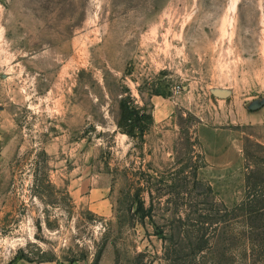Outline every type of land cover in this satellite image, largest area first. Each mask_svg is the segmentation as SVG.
I'll return each instance as SVG.
<instances>
[{
    "label": "rangeland",
    "instance_id": "1",
    "mask_svg": "<svg viewBox=\"0 0 264 264\" xmlns=\"http://www.w3.org/2000/svg\"><path fill=\"white\" fill-rule=\"evenodd\" d=\"M261 104L264 0H0V264H264Z\"/></svg>",
    "mask_w": 264,
    "mask_h": 264
},
{
    "label": "crops",
    "instance_id": "2",
    "mask_svg": "<svg viewBox=\"0 0 264 264\" xmlns=\"http://www.w3.org/2000/svg\"><path fill=\"white\" fill-rule=\"evenodd\" d=\"M250 109H251V114L248 115L245 122L255 123L260 121V124H264V104L250 107ZM220 164L222 165L221 167L225 168L227 164H233V161L228 162L227 160H222Z\"/></svg>",
    "mask_w": 264,
    "mask_h": 264
},
{
    "label": "trees",
    "instance_id": "3",
    "mask_svg": "<svg viewBox=\"0 0 264 264\" xmlns=\"http://www.w3.org/2000/svg\"><path fill=\"white\" fill-rule=\"evenodd\" d=\"M129 110L126 106H121V119H126L128 118V115H129ZM260 209H264V206H262ZM139 210H141V206L139 207Z\"/></svg>",
    "mask_w": 264,
    "mask_h": 264
}]
</instances>
